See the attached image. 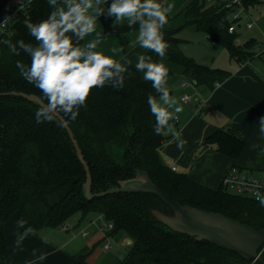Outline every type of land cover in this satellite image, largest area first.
Segmentation results:
<instances>
[{
  "label": "trees",
  "instance_id": "1",
  "mask_svg": "<svg viewBox=\"0 0 264 264\" xmlns=\"http://www.w3.org/2000/svg\"><path fill=\"white\" fill-rule=\"evenodd\" d=\"M242 1L248 8L263 0ZM15 7L14 2H9L7 11ZM50 11L47 0L19 10L10 32H0V39L34 42L24 20L38 22ZM230 24L222 3L206 5L205 0H187L178 12L169 14L164 27L169 46L164 58L137 46L122 57L133 64L138 55L145 53L153 60L163 59L169 68V78L184 75L196 86L209 75L224 78L230 74L229 70L207 66L185 55L179 48L182 39L178 34L185 26H192L223 46L230 58L239 63L250 60L256 40L249 38L238 44L236 30L228 31ZM117 28L135 33L126 25ZM17 60L27 63L28 57L22 50L20 55H14L7 45L0 43V92L33 93L46 103L40 91L20 76ZM125 77L123 88L106 85L93 89L87 107L80 110L74 121L61 114L88 164L92 193L119 186L134 179L138 170H145L153 183L181 204L220 212L244 224L264 228V208L257 200L229 192L221 185L213 189L200 184L164 162L159 147L171 136L154 133L155 117L147 105V97L158 93L132 66ZM41 107L22 96L0 95V264H10L4 223L14 213L18 219L16 239L27 232L35 234L44 226L60 229L74 216L80 219L91 213L102 214L114 224L108 235L121 232L131 239L124 255L129 264H255L234 251L171 229L154 212L171 215L173 211L153 193L114 192L87 199L85 170L68 133L57 120L36 123L35 114ZM201 144L236 159L245 141L240 129L231 125L216 127ZM78 264H86L84 255L78 257Z\"/></svg>",
  "mask_w": 264,
  "mask_h": 264
},
{
  "label": "crops",
  "instance_id": "2",
  "mask_svg": "<svg viewBox=\"0 0 264 264\" xmlns=\"http://www.w3.org/2000/svg\"><path fill=\"white\" fill-rule=\"evenodd\" d=\"M13 1L15 0H0V20L4 17L8 3ZM21 1L36 6L40 0ZM186 1L164 0V4H173L170 13L173 15ZM245 12L247 22L253 23L250 27L245 24V28L251 29L256 26L255 30L249 32V38L256 40L253 58L241 63L236 61L233 64L229 62L227 65L222 64L225 67L223 69L230 71L227 77L206 76L205 81L196 87L206 99L202 110L197 111L191 101L182 102L183 111L175 114L178 116V125L171 123L172 130L181 132L182 138L187 143L182 150L177 148L171 132H168L166 135L171 137L164 140L159 147V152L167 165L176 171L187 173L192 180L213 189L219 187L221 179L231 166L244 168L254 176L257 175L254 174L255 172L264 173V153L261 152L264 148V138L259 136L256 123L259 116L264 113V0L260 4L246 8ZM100 20L102 25L97 22L98 30L104 33L105 39L98 46L99 50L119 59L135 46L132 43L135 33L120 31L115 24L114 28L111 27V18L105 20L101 17ZM239 24V28L243 26L241 21ZM93 36H86L83 43ZM113 47L120 51L112 53ZM216 82L219 85L215 86ZM183 92L193 93L195 90L182 88L180 94ZM170 93L172 94L173 91L170 90ZM231 125L240 129L245 141L244 149L238 158L232 159L223 155L207 144L200 146L205 136L216 127ZM17 220V214L14 213L4 223L10 264H29V262L78 264L80 255H84L86 264H129L124 259V255L131 239L128 240V237L121 232L104 237L101 228L105 218L102 214L91 213L80 219L79 216H74L67 220V229L44 226L35 234L27 232L22 236L19 244L16 243L19 238H15ZM82 231L87 233L82 236ZM106 241L110 243L108 249L103 248ZM41 254H45L43 260L39 259Z\"/></svg>",
  "mask_w": 264,
  "mask_h": 264
},
{
  "label": "clouds",
  "instance_id": "3",
  "mask_svg": "<svg viewBox=\"0 0 264 264\" xmlns=\"http://www.w3.org/2000/svg\"><path fill=\"white\" fill-rule=\"evenodd\" d=\"M47 2L51 11L46 18L38 22L29 18L23 22L34 42L18 39L13 43L10 39H0V43L7 45L10 53L18 56L22 50L28 57L27 63L20 60L15 63L20 76L38 89L46 101L35 114L36 123L44 120L62 123L59 121L60 114L74 121L80 110L87 107L93 89H102L106 85L123 88L125 73L132 66L136 72L142 73L144 81L151 82V87L158 93V96L147 97L148 110L155 117L154 133L160 135L171 132L177 148L182 150L187 141L182 138L181 132L172 130L169 121L175 114L182 112L183 107L167 87L169 68L163 59L153 60L152 56L145 53L138 55L133 64L125 57L117 59L98 49L105 35L98 30L97 22L102 25L101 17L105 20L111 18V27L114 24L126 25L135 30L132 41L135 46L164 58L169 46L164 38V27L173 4L165 5L162 0ZM86 36L93 38L82 43ZM118 51L120 49L116 47L111 49L112 53ZM256 123L259 136L264 138V114L259 116ZM261 152L264 153V148ZM255 199L264 208V193L256 191ZM22 238L16 243L19 244ZM44 258L45 254L39 256L40 260Z\"/></svg>",
  "mask_w": 264,
  "mask_h": 264
},
{
  "label": "water",
  "instance_id": "4",
  "mask_svg": "<svg viewBox=\"0 0 264 264\" xmlns=\"http://www.w3.org/2000/svg\"><path fill=\"white\" fill-rule=\"evenodd\" d=\"M0 95H18L35 101L40 106L46 104L33 93L13 90L0 92ZM59 120L62 121L75 153L85 170L84 195L87 199L114 192L153 193L172 209L173 213L171 215L154 212L155 216L171 229L193 236L197 240L209 241L217 247L234 251L245 259L255 262V264H264V228L244 224L220 212L202 210L181 204L153 183L145 170H138L134 179L121 182L119 186L92 193L88 164L83 158L71 128L61 114ZM128 240H130L129 237Z\"/></svg>",
  "mask_w": 264,
  "mask_h": 264
},
{
  "label": "built area",
  "instance_id": "5",
  "mask_svg": "<svg viewBox=\"0 0 264 264\" xmlns=\"http://www.w3.org/2000/svg\"><path fill=\"white\" fill-rule=\"evenodd\" d=\"M220 2L223 4V7L227 10L228 18L231 20V24L228 27L229 32H233L240 25L239 22L246 15V8L243 5L242 0H205L206 5L213 4L214 2ZM16 4V7L7 11L6 15L0 20V32L9 33L11 29V24L16 18L19 10H25L30 5L27 1L15 0L13 1ZM252 25L251 22H246V26L250 27ZM210 38L209 35H206ZM182 88H193L195 92L187 93L183 92L180 95V100L184 103L193 102L196 106L197 111H201L205 105L206 99L196 90V84L193 80L185 77L180 80L179 83ZM219 85L218 82L215 83V86ZM178 116L174 115L171 119V123L173 125H178ZM174 169V168H173ZM220 185L227 191L248 196L255 199V192L261 191L264 193V177H258L250 174L246 169L231 166L226 174L221 179ZM256 200V199H255ZM113 222L110 220L104 221L102 225V232L104 233V237H108V232L113 228ZM68 225L65 223L60 226V229H67ZM87 232L82 231L81 235H85ZM110 247V243L106 241L103 244L104 249H108Z\"/></svg>",
  "mask_w": 264,
  "mask_h": 264
},
{
  "label": "rangeland",
  "instance_id": "6",
  "mask_svg": "<svg viewBox=\"0 0 264 264\" xmlns=\"http://www.w3.org/2000/svg\"><path fill=\"white\" fill-rule=\"evenodd\" d=\"M5 15L6 12L4 13V17ZM247 21V16H244L241 20L243 26H241L240 28L237 27V36L235 40L238 44H242L246 38H249V32L256 29V26L251 29H246L244 25ZM205 35L206 34L195 30L192 26H185L184 28H182V30L179 31L178 34V36L182 38V42H180L179 44L180 50L185 55L192 57L197 62L210 67L225 68L222 64L227 65L228 62L230 64L236 63L235 59L228 57L227 51L223 46L218 44L214 45L212 40H209V38ZM182 77H184V75L181 76L180 74H175L167 81V87L173 91L171 95H174L178 103L181 105L182 101L180 100V91L182 88L179 87V83ZM203 145L204 144H200V146ZM254 174H257L256 176H264V173L260 174L258 172H255Z\"/></svg>",
  "mask_w": 264,
  "mask_h": 264
}]
</instances>
